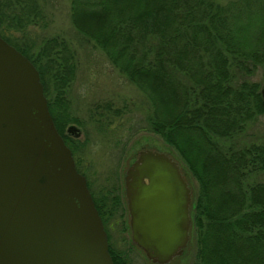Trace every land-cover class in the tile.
Wrapping results in <instances>:
<instances>
[{"label": "trees", "instance_id": "trees-1", "mask_svg": "<svg viewBox=\"0 0 264 264\" xmlns=\"http://www.w3.org/2000/svg\"><path fill=\"white\" fill-rule=\"evenodd\" d=\"M41 1L0 0V37L37 70L108 235L124 216L120 187L97 196L81 169L85 144L66 131L80 125L67 96L75 52L59 37L29 40L32 29L47 27ZM70 12L78 36L145 96L147 131L175 149L199 185L194 264H264V181L254 180L264 176V143H234L264 114V0H71ZM94 109L100 131L126 110L109 103ZM109 253L113 264H127L110 243Z\"/></svg>", "mask_w": 264, "mask_h": 264}, {"label": "water", "instance_id": "water-1", "mask_svg": "<svg viewBox=\"0 0 264 264\" xmlns=\"http://www.w3.org/2000/svg\"><path fill=\"white\" fill-rule=\"evenodd\" d=\"M264 98V90L262 91ZM132 244L169 264L188 243L190 192L166 154L125 173ZM0 264H113L107 234L57 132L37 70L0 37Z\"/></svg>", "mask_w": 264, "mask_h": 264}, {"label": "rangeland", "instance_id": "rangeland-1", "mask_svg": "<svg viewBox=\"0 0 264 264\" xmlns=\"http://www.w3.org/2000/svg\"><path fill=\"white\" fill-rule=\"evenodd\" d=\"M70 1L42 0L47 27L32 29L29 40L38 44L45 38L59 37L75 52V79L67 96L72 116L77 118L80 125L70 124L67 130H72V133H68L71 138L85 144L84 152H81L83 160L81 169L87 174L94 193L99 196L102 188L120 187L124 216L122 220L115 219L108 225L111 248L115 253L121 254L127 264H153L139 248L132 245L124 198L127 169L140 152L153 151L166 154L178 165L190 192L191 225L188 243L182 255L174 258L169 264H194L196 242L192 218L199 185L175 149L163 142L158 135L147 131L145 117L150 109L145 96L110 64L100 49L78 36L71 23ZM216 1L225 4L229 0ZM105 103L126 110L124 118L115 122L112 129L100 131L91 116L95 113L94 108L97 105ZM234 143L237 147L264 143V114L258 117L248 127L246 134L240 135ZM254 180L264 181V176H255Z\"/></svg>", "mask_w": 264, "mask_h": 264}, {"label": "flooded vegetation", "instance_id": "flooded-vegetation-1", "mask_svg": "<svg viewBox=\"0 0 264 264\" xmlns=\"http://www.w3.org/2000/svg\"><path fill=\"white\" fill-rule=\"evenodd\" d=\"M67 131V133H72V130L71 129H68V130H66ZM138 157V156H137ZM137 159V158H136ZM135 159V160H136ZM135 160L133 161V162H135ZM124 190H125V186H124ZM124 198H125V201H126V205H127V200H126V197H125V192H124ZM128 213V212H127ZM129 216V215H128Z\"/></svg>", "mask_w": 264, "mask_h": 264}]
</instances>
